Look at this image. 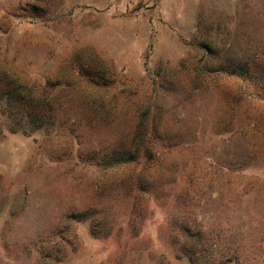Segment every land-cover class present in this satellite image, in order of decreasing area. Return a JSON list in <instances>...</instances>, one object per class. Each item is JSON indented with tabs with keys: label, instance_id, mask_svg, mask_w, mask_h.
I'll return each mask as SVG.
<instances>
[{
	"label": "rangeland",
	"instance_id": "374dc122",
	"mask_svg": "<svg viewBox=\"0 0 264 264\" xmlns=\"http://www.w3.org/2000/svg\"><path fill=\"white\" fill-rule=\"evenodd\" d=\"M0 264H264V0H0Z\"/></svg>",
	"mask_w": 264,
	"mask_h": 264
}]
</instances>
